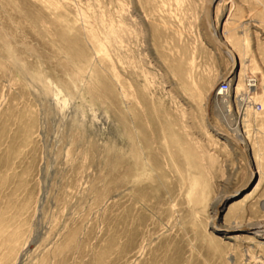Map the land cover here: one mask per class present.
Wrapping results in <instances>:
<instances>
[{"label":"rangeland","instance_id":"rangeland-1","mask_svg":"<svg viewBox=\"0 0 264 264\" xmlns=\"http://www.w3.org/2000/svg\"><path fill=\"white\" fill-rule=\"evenodd\" d=\"M203 1L0 0V264L264 263V0L216 4L209 114Z\"/></svg>","mask_w":264,"mask_h":264},{"label":"bare ground","instance_id":"bare-ground-1","mask_svg":"<svg viewBox=\"0 0 264 264\" xmlns=\"http://www.w3.org/2000/svg\"><path fill=\"white\" fill-rule=\"evenodd\" d=\"M223 0H212V13H211V24H212V30L213 32L211 33L209 30H208V26L206 24V21H205V25H206V29L208 31V34L210 35V38L212 40V42L215 44L214 46L218 47V49H220L226 56L227 58L229 59L230 61V64H231V71L230 73L227 75V77L223 78L221 81H223L224 79L227 80V82L230 84V87H231V90L234 86V80L236 79L234 76L235 74L238 72V71H234L233 69L237 66L238 67V58H237V55L236 53L234 52V50L232 49V47L229 45V43L227 41H224L222 40L219 35H218V31H217V27L214 23V20H213V17H214V10H215V7H216V4L219 2H222ZM205 2L206 0L203 1V17L205 19ZM213 35H216L221 41H223V43L228 46L231 51L234 53L235 57H233L230 53H226L224 52L219 46L218 44L215 42V40L213 39ZM103 45V44H102ZM216 47V48H217ZM217 82L216 84H214V86L212 87L208 97H207V103H206V110L209 114L210 110H212L213 108V102L214 104L222 101L223 104L228 105V99L227 98L228 96L227 95H224L225 93H221L220 92V88L216 91V93L212 96V92L215 90V88L218 86V84L221 82ZM222 86V85H221ZM220 86V87H221ZM238 89V88H237ZM230 93V92H229ZM228 93V95H229ZM221 94V95H220ZM223 94V95H222ZM211 98V100H210ZM210 100V101H209ZM243 100V99H242ZM247 103V102H246ZM222 105V104H221ZM244 106V105H243ZM225 107V109H226ZM227 110V109H226ZM208 118V116H207ZM225 118V117H224ZM241 116L237 118L236 122H235V128L233 129H230L231 130V134L230 133H225V137L224 138H221L222 140H224L225 142L227 143H232V141L237 144L239 146V149L244 153V156H245V159H246V162H247V166L249 167V169L251 170V172H253V175H258L259 172L258 170L255 168V166L253 165V162H252V154L250 152V150L248 149L247 145H246V135L245 134H239V130H240V125H241ZM233 125V126H234ZM217 129V128H215ZM217 131L219 133H221L223 135V131H221L219 128L217 129ZM245 135V136H244ZM233 144V143H232ZM259 185V184H258ZM257 186V185H256ZM255 186V187H256ZM219 196V195H218ZM217 198V197H216ZM225 199L226 197L223 196L222 194L216 199L215 203H214V206H213V211H212V216L208 219V223H207V226L208 227H211L212 229H214L215 231H219L220 229V225L218 223V220H217V216L220 212V208L222 207L223 203L225 202ZM229 228V227H228ZM237 229L239 230H249V229H252L254 230V234L255 236H258V237H261L264 239V222L261 223V222H258V223H254V224H250V225H240V226H237ZM229 231V229H224L223 231H219L221 234H225V232ZM264 264V263H262Z\"/></svg>","mask_w":264,"mask_h":264},{"label":"water","instance_id":"water-1","mask_svg":"<svg viewBox=\"0 0 264 264\" xmlns=\"http://www.w3.org/2000/svg\"><path fill=\"white\" fill-rule=\"evenodd\" d=\"M212 0H206L205 2V21L206 24L208 26V30L212 33L213 32V28H212V24H211V13H212ZM213 39L215 40V42L218 44V46L226 53H230L233 57H235L234 53L231 51V49L226 46L223 41H221L216 35H213ZM234 71H238V67L236 66L234 69ZM227 82L226 79H224L223 81H221L218 86L215 88V90L212 92V96L216 93V91L220 88L221 85H224ZM211 100V98H210ZM209 100V101H210Z\"/></svg>","mask_w":264,"mask_h":264},{"label":"built area","instance_id":"built-area-1","mask_svg":"<svg viewBox=\"0 0 264 264\" xmlns=\"http://www.w3.org/2000/svg\"><path fill=\"white\" fill-rule=\"evenodd\" d=\"M247 87L249 89H253L256 87V81L253 80V79H248L247 81ZM231 91V87H230V84L228 82H226L224 85H222L220 87V92L221 93H225L224 95H227L228 96V93ZM221 95V94H220ZM223 95V94H222ZM235 95V94H234Z\"/></svg>","mask_w":264,"mask_h":264}]
</instances>
